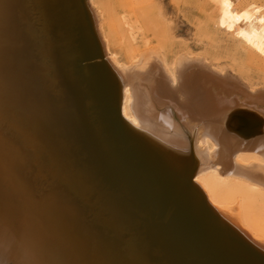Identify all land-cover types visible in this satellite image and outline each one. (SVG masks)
<instances>
[{"label":"bare ground","instance_id":"1","mask_svg":"<svg viewBox=\"0 0 264 264\" xmlns=\"http://www.w3.org/2000/svg\"><path fill=\"white\" fill-rule=\"evenodd\" d=\"M193 3L0 0V264H264V0Z\"/></svg>","mask_w":264,"mask_h":264},{"label":"water","instance_id":"2","mask_svg":"<svg viewBox=\"0 0 264 264\" xmlns=\"http://www.w3.org/2000/svg\"><path fill=\"white\" fill-rule=\"evenodd\" d=\"M79 66H80V68L82 67V62L81 61H79ZM237 101L238 102H240V104H242V105H246V106H248V107H250V108H253L255 111H257L258 113H260L261 115H263L264 116V109H263V107H256L255 106V104L254 103H251V102H245V101H241V100H239V99H237ZM260 105V104H259ZM96 109V108H95ZM234 239V238H233ZM236 239H234V241H235ZM238 242V241H237ZM239 243V242H238ZM129 246H130V248L132 249V252L134 251L133 249V247H132V244H130L129 243ZM129 248V247H128ZM140 252V251H139ZM141 253V252H140ZM262 264V263H261Z\"/></svg>","mask_w":264,"mask_h":264},{"label":"rangeland","instance_id":"3","mask_svg":"<svg viewBox=\"0 0 264 264\" xmlns=\"http://www.w3.org/2000/svg\"><path fill=\"white\" fill-rule=\"evenodd\" d=\"M200 1H202V0H200ZM189 6H190L189 9H191L193 12H196L197 11L196 10V5L193 3V0H191V4ZM208 11L210 12L211 10H208ZM208 32H209L208 34H210V35H212V37H214L213 35H215V34H214V28L213 27H211L210 30H208ZM222 37H225L226 38L227 36L226 35H223ZM210 39L211 38H207V39H205V41H209Z\"/></svg>","mask_w":264,"mask_h":264}]
</instances>
